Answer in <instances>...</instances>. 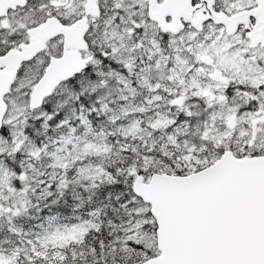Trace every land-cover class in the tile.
<instances>
[{"label": "snow or ice", "instance_id": "1", "mask_svg": "<svg viewBox=\"0 0 264 264\" xmlns=\"http://www.w3.org/2000/svg\"><path fill=\"white\" fill-rule=\"evenodd\" d=\"M0 264H264V0H0Z\"/></svg>", "mask_w": 264, "mask_h": 264}]
</instances>
